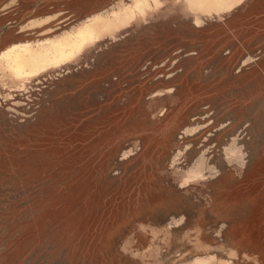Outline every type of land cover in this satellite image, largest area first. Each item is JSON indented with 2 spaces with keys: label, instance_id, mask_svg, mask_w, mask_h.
Returning a JSON list of instances; mask_svg holds the SVG:
<instances>
[{
  "label": "rangeland",
  "instance_id": "obj_1",
  "mask_svg": "<svg viewBox=\"0 0 264 264\" xmlns=\"http://www.w3.org/2000/svg\"><path fill=\"white\" fill-rule=\"evenodd\" d=\"M0 0V264H264V0Z\"/></svg>",
  "mask_w": 264,
  "mask_h": 264
},
{
  "label": "crops",
  "instance_id": "obj_2",
  "mask_svg": "<svg viewBox=\"0 0 264 264\" xmlns=\"http://www.w3.org/2000/svg\"><path fill=\"white\" fill-rule=\"evenodd\" d=\"M225 2H227V5H230V0H224Z\"/></svg>",
  "mask_w": 264,
  "mask_h": 264
}]
</instances>
